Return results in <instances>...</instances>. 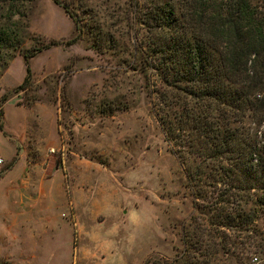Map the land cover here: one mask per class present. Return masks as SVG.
<instances>
[{"label": "rangeland", "instance_id": "1", "mask_svg": "<svg viewBox=\"0 0 264 264\" xmlns=\"http://www.w3.org/2000/svg\"><path fill=\"white\" fill-rule=\"evenodd\" d=\"M59 1L0 0V264L174 259L195 199L138 70L140 0Z\"/></svg>", "mask_w": 264, "mask_h": 264}, {"label": "trees", "instance_id": "2", "mask_svg": "<svg viewBox=\"0 0 264 264\" xmlns=\"http://www.w3.org/2000/svg\"><path fill=\"white\" fill-rule=\"evenodd\" d=\"M28 1L10 0L16 6ZM143 2L135 8L147 33L136 48L146 55L138 70L159 81L154 112L195 199L183 252L161 263L261 264L264 0ZM32 58H25L20 90L31 84Z\"/></svg>", "mask_w": 264, "mask_h": 264}, {"label": "built area", "instance_id": "3", "mask_svg": "<svg viewBox=\"0 0 264 264\" xmlns=\"http://www.w3.org/2000/svg\"><path fill=\"white\" fill-rule=\"evenodd\" d=\"M3 164H4V161L0 159V165H3ZM253 261H254L253 263H257V259H254Z\"/></svg>", "mask_w": 264, "mask_h": 264}]
</instances>
